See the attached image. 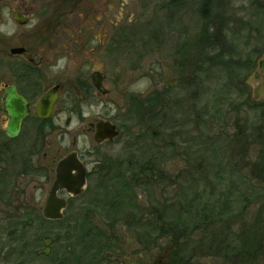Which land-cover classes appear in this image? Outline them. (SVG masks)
<instances>
[{"label": "rangeland", "instance_id": "rangeland-1", "mask_svg": "<svg viewBox=\"0 0 264 264\" xmlns=\"http://www.w3.org/2000/svg\"><path fill=\"white\" fill-rule=\"evenodd\" d=\"M26 1L38 11L40 6L45 9V5L47 10L51 0ZM83 2L96 11L97 36L104 37L105 31L110 36L121 27H127V34L131 33L127 46L113 54L108 68L109 97L95 98L88 104L85 101L84 116L101 114L116 120L123 114L133 115L128 110L130 104H139L140 99L165 88L170 92L168 109L153 122L156 139L152 144L134 140L120 131L116 139L98 150L110 161L106 169H101L110 172L109 178L123 172L130 179L122 183L112 179L105 186L108 192L101 183L98 192L91 189L74 199L64 215L70 219L74 214L82 215L84 211L79 208L87 209L92 221L83 230L42 221L44 190L49 185L39 176L21 174L26 171L23 170L26 163L29 166L28 162L24 163L26 154L35 149L30 138L34 135L31 124L26 123L24 134L13 143L14 158L0 162V264H164L177 256L171 245L176 235L168 233L170 238L160 237L158 217L175 220L176 210L185 206L193 195H196L194 202L189 205L197 212L206 201L221 203L228 195L229 201L234 202L231 210L237 212L233 232L239 234L241 221L244 218L252 221L258 208L256 202L248 210L242 207L255 198L258 187L250 178L245 161L254 160L255 148L264 138L261 109L264 52L260 50L264 38V0L221 2V12L227 21L224 31L227 42L223 49L232 59L228 72L214 61H208L210 64L205 68V64L194 59L195 53L190 55L198 50L196 35L200 18L194 14V7H186L180 16L175 13L169 21L166 20L168 8H162L166 0ZM13 4L14 0H0V8L7 5L6 9L1 8L3 12L12 9ZM79 12H84L83 6ZM153 22L159 26V33L154 38L145 37L143 28ZM8 23H11L9 19ZM106 65L99 60L96 69L103 70ZM182 70L184 76L183 72L180 75ZM175 78L178 82L169 87V81ZM257 103L261 104L254 108L252 104ZM144 111L145 107L143 118L148 119ZM56 118L54 121L59 126L47 134L36 154L32 153V167H28L27 173L39 165L46 167L43 153L50 157L57 149L65 152L67 146H72L76 129L84 123L78 116L66 113ZM130 119L126 124L131 128L136 123ZM130 132L134 133V129ZM146 133L142 130L140 140ZM257 135L261 138L255 139ZM91 145V141L77 137L76 147L80 150ZM153 153H157L155 163L161 162V175L155 173V178L146 183L145 173L141 172L137 180L128 170L130 162L146 160ZM95 183V179L88 181L87 188ZM122 184L129 188L120 190ZM178 219L186 228L180 229L176 237L180 242L179 258H189V264H225L211 255L214 247L203 241L202 234L193 231L188 238L187 230L193 223H188L186 216L181 214ZM89 229L101 236L95 240L92 236L82 238L81 233ZM153 242H158L160 247L153 248Z\"/></svg>", "mask_w": 264, "mask_h": 264}, {"label": "flooded vegetation", "instance_id": "flooded-vegetation-1", "mask_svg": "<svg viewBox=\"0 0 264 264\" xmlns=\"http://www.w3.org/2000/svg\"><path fill=\"white\" fill-rule=\"evenodd\" d=\"M31 4L26 0H14L12 9H7V12L1 9H6L7 5L0 8V162L14 158L13 143L24 134L26 123H30L29 126L34 134L30 138L35 149L33 152H28L24 159V163H29V166H26V163L23 169L27 171L28 167H32L31 156L41 148L42 142L47 139V134L59 126L57 122L55 123L58 120L56 116L62 113L78 116L81 123H84L76 129L72 146H67L65 152L57 149L50 157H47V153H43L46 167L41 168L39 165L33 168V172L21 171V174L39 176L46 179V185H49L48 190H44L42 221L65 226L79 224L90 226L92 220L87 209L79 208L80 211H84L82 215L74 214L75 216L70 219L65 217L64 211L73 205L75 198L89 193L91 189L96 192L97 186L109 179L110 172L101 169H106V164L110 161L98 150L116 139L120 131H125L124 135L127 137H133L141 131L143 99H140L139 104H130V108H127L133 115L123 114L124 116L116 120L101 114L91 118L85 117L82 105L85 101L88 104V101L95 98L109 97L108 68L111 66L113 54L116 55L122 47L127 46L126 40L131 33L127 34V27H121L110 36L106 31L104 37L97 36L94 16L96 11H92V7L83 0H51L47 10L45 5V9L40 6L38 11H35ZM82 6L84 12L80 13L79 9ZM8 19L11 23H8ZM99 60L107 64L103 70L96 69ZM98 83L101 89L97 87ZM9 92L21 97L28 108V114L21 121L19 132L15 137H9L6 133L9 116L4 105ZM47 94L49 98L54 99V102L48 116L41 118L39 113L45 112L46 108L41 111L39 103ZM128 119L136 123L131 127L135 130L133 134L126 124ZM107 124L114 127L117 136L112 141L98 142L103 138L101 129ZM77 137L91 141V148L84 147L82 150L77 148ZM60 164L62 170H65L63 173L67 177L66 184L69 189L62 186L56 191V197L64 200L66 206L61 210L60 219H47L43 216V208ZM74 164L79 165L83 171L78 172L73 168ZM81 178L83 184L79 187ZM92 179H95L96 183L87 188L88 181L91 182ZM78 190L80 192L77 195L72 194L73 191Z\"/></svg>", "mask_w": 264, "mask_h": 264}, {"label": "trees", "instance_id": "trees-1", "mask_svg": "<svg viewBox=\"0 0 264 264\" xmlns=\"http://www.w3.org/2000/svg\"><path fill=\"white\" fill-rule=\"evenodd\" d=\"M222 1L224 0H166L165 7L163 6L162 8H168L166 20L170 21L175 13L176 15L180 16V14L184 13V9L186 7H194V14L200 18V25L197 31L198 34L196 35V40L198 39L196 43L198 50L191 52L190 55L195 53L194 59L198 63L205 64V68L208 66L207 64H210L208 61H214V64L220 66L222 70L228 72L230 71L229 65L232 63V59L230 57V53L223 49L224 44L227 42L224 32L227 21L221 12L220 5H222ZM158 28L159 26L157 23L153 22L151 24H146V27H144L142 31H144L145 37L154 38L156 37V33H159ZM260 46V50L264 52V38L261 41ZM229 47H231V45H229ZM197 69L198 68L194 70ZM203 71H205V69H203ZM182 72L184 76L183 70L180 72V75L182 76ZM169 93V89L165 88L161 92L155 91L153 96H149L148 98L146 97V99L142 101L143 106L145 107L144 115L145 117H148V119H142V129L141 131H136L137 135L133 136L134 140L137 138L140 142L151 143L156 139L154 136L155 132L153 131L155 128L153 127V122L161 112L168 109L167 100ZM147 101H151V103L147 105ZM260 104L261 103H257L256 105L252 104V106L257 108L256 106ZM261 109L264 110V103L261 104ZM143 120L145 122H143ZM142 130L146 131L147 133L146 137H144L143 140H140L142 137ZM130 133L133 134L132 132ZM260 138V135L255 137V139ZM244 145L246 144L244 143ZM254 152V160H246L245 164L250 178H253L254 181L257 182V193H255V198L245 202L242 207L244 210H248L252 203L256 202L258 204L255 217L252 219V221L251 219L246 221L244 218L241 221V224H239L241 229L240 233L235 234L233 232V227L236 224H234V222L237 220V212L235 213L231 210L233 208L232 204L234 202H232V200L229 201V198H227L228 195H226V197L223 199V203L206 201V205H203L200 209H198V212L192 210L191 206L189 205L194 202L196 195H193L192 199H189L185 206H180V208L176 210V221L166 220L164 216L158 217L161 225L159 227V231H157V234H159L160 237L165 236L163 238L167 237L166 239L170 238L168 233L176 235L175 237L173 236L174 240L171 242V245L173 243L172 249L177 256L170 257L164 264H189L190 262L189 258H179L180 251L178 244L180 242L176 237L180 229H186L185 226L181 225L182 222H180L178 219L181 214L187 217L188 223H193L192 228L187 230L190 231V233H188V238L192 236L191 233H193V231H197V233L199 232L202 234V236H204L203 241L206 240V242L212 243L211 247H214L212 249L214 253L211 254L213 257L223 260L225 264H264V138H261L259 141V147H256ZM157 153H153L154 155L148 157L146 160L139 159L138 162L129 161V165L131 166L128 167V170L133 175H136L134 177L137 180L140 178L139 175L141 172L145 173L143 175V179L146 181V183H148V180L155 178V173L159 176L162 172V168L159 165L161 162L155 163V161H157ZM124 176L125 174L123 172L117 173L114 178H109L108 180L104 181L102 189H105V191L108 192L105 186L112 179H115L116 181L118 180L120 183H122L125 179H130L125 178ZM129 185L131 186V184ZM128 188L129 187L127 185L122 184V189L120 190L126 191ZM98 191L99 189L96 190V192ZM170 209L171 208L169 207V210ZM239 211L241 212V210ZM85 226L86 225L79 224L76 227H78L79 230H83L82 227ZM113 235L114 234H112L111 237L114 239L115 236L113 237ZM80 236H82V238H88L89 236H92V240H95L96 238L100 237L101 234L97 231L94 232L93 229H89L81 233ZM152 246L153 248L160 247L158 242H153Z\"/></svg>", "mask_w": 264, "mask_h": 264}, {"label": "water", "instance_id": "water-1", "mask_svg": "<svg viewBox=\"0 0 264 264\" xmlns=\"http://www.w3.org/2000/svg\"><path fill=\"white\" fill-rule=\"evenodd\" d=\"M179 79H171L168 83V86L171 87L174 83L178 82ZM97 87L99 89L100 85L97 84ZM13 91V90H12ZM54 99L49 98L48 94L43 97L39 103V108L42 111L43 108H46L45 112L39 113V117L46 118L49 113V109L51 108V105L53 104ZM5 110L8 112L9 121L6 128V133L9 137H15L18 132L21 125V121L27 116L28 114V108L26 102L19 96H17L15 93L11 94L9 92L8 97L6 98ZM101 134L103 135V138L99 139L98 142L102 140L112 141L116 136L117 132L115 131L114 127L107 124L101 129ZM73 168H75L78 172H82V168H80L79 165L74 164ZM65 170H62V164H60L56 170V179L54 181V184L51 188L50 194L47 198L46 204L43 208V216L47 219H60L62 217L61 210L65 208L66 204L65 201L62 199H57L56 197V191L62 186L69 189V187L66 184L67 177L64 175ZM66 184V185H65ZM83 184V180H79V187ZM80 192L73 191L72 194L77 195Z\"/></svg>", "mask_w": 264, "mask_h": 264}]
</instances>
